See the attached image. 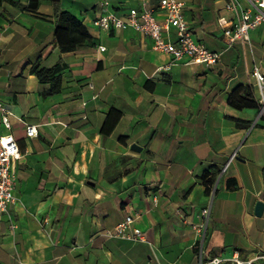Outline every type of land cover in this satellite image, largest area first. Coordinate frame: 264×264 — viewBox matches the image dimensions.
I'll return each instance as SVG.
<instances>
[{
	"label": "crops",
	"instance_id": "obj_1",
	"mask_svg": "<svg viewBox=\"0 0 264 264\" xmlns=\"http://www.w3.org/2000/svg\"><path fill=\"white\" fill-rule=\"evenodd\" d=\"M102 1L123 15L158 0H59L92 39L63 54L52 43L50 5L35 14L0 7V102L19 152L14 203L0 213V264H195L199 256L264 252V204L254 216L264 196V112L226 104L237 86L258 98L249 73L255 65L264 79V23L247 43L228 46L217 23L231 18L224 0H178L193 41L219 58L158 72L169 57L146 36L90 24ZM58 61L60 90L42 97L48 83L30 68ZM109 110L119 117L102 137ZM25 126L36 135L26 138ZM210 169L217 173L206 195L200 176ZM125 216L145 243L101 235Z\"/></svg>",
	"mask_w": 264,
	"mask_h": 264
},
{
	"label": "built area",
	"instance_id": "obj_2",
	"mask_svg": "<svg viewBox=\"0 0 264 264\" xmlns=\"http://www.w3.org/2000/svg\"><path fill=\"white\" fill-rule=\"evenodd\" d=\"M223 8L231 18L229 20L219 18L217 23L221 29L223 42L228 46L235 42L247 43L249 33L264 23V0H224ZM90 24L101 31L129 29L146 36L150 40L151 50L169 57V62L160 66L158 72H165L176 64L209 67L216 64L219 58L218 53L207 50L193 41L183 17V4L178 0H158L155 8H149L141 1L138 9L128 8L123 15H117L106 1H102L99 4L98 15ZM249 74L257 87L256 102L264 112L263 76L255 65ZM88 88L92 89V86L88 85ZM10 119L11 113L0 102V128L5 132L0 134V213L4 214L14 203V164L19 159L17 145L9 134ZM24 134L26 138L34 137L36 135L34 126H25ZM233 158L234 154H231L228 162ZM260 202L264 204V196ZM207 214L206 208L200 211L201 223L195 228L196 232L203 230ZM42 223L46 221L43 220ZM10 229H14V226L10 225ZM101 235L105 239L145 243L143 233L133 226L131 216L123 217L113 228L102 231ZM195 264H264V252L255 251L250 258L243 259L236 252H232L227 258L199 256Z\"/></svg>",
	"mask_w": 264,
	"mask_h": 264
},
{
	"label": "trees",
	"instance_id": "obj_3",
	"mask_svg": "<svg viewBox=\"0 0 264 264\" xmlns=\"http://www.w3.org/2000/svg\"><path fill=\"white\" fill-rule=\"evenodd\" d=\"M46 3L51 7V16L53 18V36L52 43L59 53H72L92 45V39L88 35L81 20L68 11L60 7L59 0H0V7L7 5L20 12L35 14L39 5ZM64 65L56 62L50 68H39L34 64L30 68L38 82H47L48 90L41 94L42 97L55 95L59 92L61 86V72ZM226 104L235 109H259L260 105L253 99L251 89L248 86H237L226 96ZM113 114L112 119L109 116ZM119 117L118 112L109 110L104 122L100 128L101 136H107L115 125ZM129 170H124L123 173ZM216 171L210 169L201 174L200 180L204 187V192L208 195L215 181ZM262 185L264 190V168L262 169Z\"/></svg>",
	"mask_w": 264,
	"mask_h": 264
},
{
	"label": "water",
	"instance_id": "obj_4",
	"mask_svg": "<svg viewBox=\"0 0 264 264\" xmlns=\"http://www.w3.org/2000/svg\"><path fill=\"white\" fill-rule=\"evenodd\" d=\"M130 149L135 151L139 150V148H137L134 145H131ZM262 208H263V204L261 202H256L254 205V216L258 217L262 211Z\"/></svg>",
	"mask_w": 264,
	"mask_h": 264
}]
</instances>
